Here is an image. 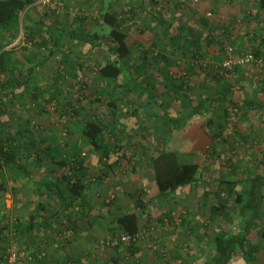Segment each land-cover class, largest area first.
Returning a JSON list of instances; mask_svg holds the SVG:
<instances>
[{
	"label": "rangeland",
	"instance_id": "rangeland-1",
	"mask_svg": "<svg viewBox=\"0 0 264 264\" xmlns=\"http://www.w3.org/2000/svg\"><path fill=\"white\" fill-rule=\"evenodd\" d=\"M153 1L158 2L159 17L165 21L164 24L170 33L175 31L176 26H183L192 32L205 34L201 17L206 18L211 24L227 20L231 22L228 36L225 34L226 31L220 29L212 32L221 46L231 45L242 52L252 51L251 49L257 46L250 37L254 34L255 23L246 19V10L252 9L250 0ZM106 9L112 10L121 20L122 30L126 34L125 42L131 52V61L138 62L142 53L147 51L148 81L151 85L149 87H154L153 94L160 96L161 90H165L164 79L156 71L157 64L153 57L159 55V50L163 52L162 48L166 47L168 37L163 26L156 24L150 17L151 12L155 10L151 0H50L46 5H42L40 0H34L19 13L20 25L26 17H30L55 28L57 44L60 49L69 51L70 62L63 66L53 56L41 60L47 54L46 46L32 50L31 43L19 26L18 36L11 42V47H16V51L15 49L11 51L14 52L13 56L18 64L20 61L18 67L21 74L30 70L28 84L32 90L31 93L23 95L22 100L18 97L20 88L15 89L16 96L9 95L10 92L7 96L2 94L3 105L6 107L4 114L0 116V136L2 139L9 135L14 137L24 131L26 136H31L29 138L34 144H28V141H25L26 136L17 140L23 144L22 149L26 148L31 153L27 155L28 157L21 154V159L27 165L28 177L14 176L13 172L5 170L8 181L5 183L3 198L0 199V264H38L34 259L35 255L45 257L46 264H168L174 252L186 255L189 264H200L208 255L196 246V237L200 234L196 225L198 223L206 225V232L209 235L215 232L217 226L235 228L229 218L211 217L210 207L215 202L217 193L229 201L226 210L232 212L234 207V195L218 187L212 178L224 174L226 178L237 179L246 173L264 172V112L247 111L241 104L242 100L248 98L264 101V64L261 67L248 65L240 68V73H235L234 77L227 80L231 87V99L239 103L236 113L235 108H232L229 111V118L225 120L227 124L223 136H230L228 138L230 142L218 140V143L215 142L214 152H211V137L208 134L210 131L205 127V117L202 116L192 119L188 125L186 123L189 119L185 122V130L189 132L193 127L200 139L197 137V140L191 139L192 142H187L182 136L183 129L180 132H172L169 137L166 149L179 151L183 159L196 162L201 168L202 182L196 186L178 188L170 197L155 201L145 213L140 214L141 236L136 241L137 249L133 253L127 250L129 243L114 247L115 249L99 245L100 239L119 232L114 223V216L134 209L131 193L136 187H144L149 193L157 189L149 161L158 153V133L154 129L156 120L152 117L147 119L148 114L143 113L140 104L145 97L144 94L122 91L117 94L115 100L116 119L119 124L111 130L106 128L104 131L111 144L113 140L116 142L119 140L121 147L110 154L109 161L115 163L111 169L109 183L106 181L108 188L104 195L101 193L90 197V202L98 204L100 208L103 207L101 203L104 201L111 200L112 204L101 211L103 214L107 211L106 218L98 219V215L101 214L95 216L94 210L81 222L84 229L90 230V233L85 235L89 241L84 243L90 246L89 253L82 258L84 254L77 252V256L80 255L77 259L73 258L71 252L65 250L64 246L74 238L73 224L63 216L65 212L63 204L54 194L45 199V210L41 211L43 219L46 218L45 223L47 225L50 223L54 229L48 246L33 248L26 245L25 242L29 238L18 233V229L21 228L19 223H24L26 215L31 212L33 203L37 200L34 182L61 173L58 165L54 166L52 172H48L47 169L50 168L48 158L44 154L39 155L41 152L38 148L56 141L65 158L72 154L73 148L79 149L86 158L85 179L90 182L97 177L98 153L87 143L81 129L88 117H97L103 125H108L113 116L101 103L91 105L84 96L91 88H99L97 69L104 62L115 59V56L108 49L110 42L90 49L86 45L69 40L63 30L78 27L84 31H99L103 25L99 12ZM219 17H222V20ZM109 29V26L103 25V31L99 32L107 33ZM233 30L237 32L239 42L231 37ZM21 42H24V45ZM179 44L182 48L186 47L182 38ZM222 52V49L211 44L203 59L212 65L220 60ZM178 58L184 62L191 61L190 57H187V52H184V55L180 53ZM181 66L182 64L170 67L171 74L173 76L182 74L184 70L180 68ZM206 72L205 69L195 66L185 74L186 83L193 90L188 93V102H194L197 95H214V85L206 80ZM14 73L19 75L18 70ZM9 77L10 75L5 73L1 78L7 80ZM163 99L169 102V111L172 114L184 112L180 100L173 93H169ZM155 111L159 112V109L155 107ZM207 117L216 119L214 111L208 112ZM25 127L30 129L31 134L25 131ZM40 138L44 139V142ZM232 138L236 142L231 144ZM230 148L232 150H229ZM34 152L38 153L39 157L34 155ZM184 152L186 154H183ZM34 158L41 159L36 162ZM203 181H207V184ZM68 212L71 213V208ZM165 213L172 217V221L166 220ZM99 221L102 224L100 226L97 225ZM44 227L43 225L39 228V233L34 232L30 239L44 238V233L48 231L47 227L46 229ZM260 227L264 228L263 216ZM251 240L264 247V242H261L255 233L252 234ZM188 245L194 248L189 254L186 252ZM259 250L263 254L262 248ZM12 252L15 253V259L10 263L8 259ZM65 253L70 260L66 257L62 260L64 262L58 263L57 259L61 260ZM259 261L254 264H259ZM230 264L243 262L240 256L236 255Z\"/></svg>",
	"mask_w": 264,
	"mask_h": 264
},
{
	"label": "trees",
	"instance_id": "trees-1",
	"mask_svg": "<svg viewBox=\"0 0 264 264\" xmlns=\"http://www.w3.org/2000/svg\"><path fill=\"white\" fill-rule=\"evenodd\" d=\"M250 1L252 2V9L246 14V19L255 23L254 34L251 38L257 43V46L255 49L252 48L251 52L255 56L261 57L264 64V0ZM33 2L34 0H0V116L4 114V108L6 107L5 104L3 105L2 94L7 96V93L10 92L9 95L16 96L15 89L20 88L18 97L22 100L23 95L31 93L32 90L28 84L30 70L22 75L19 71L20 67H18L20 61L18 64L17 60L12 57L11 49H4L8 43L13 42L17 38L19 26H21L22 32L31 43L32 50L46 46L47 54L41 60L53 56L63 66L70 62L69 51L60 49L57 44L55 34L57 30L55 28L40 20H32L30 17H26L20 25L19 13ZM151 3L155 10L151 12L150 17L156 24L163 26L168 37L166 47L162 48L163 52L159 50V55L153 57L154 62L157 64L155 67L156 71L159 72L160 77H163L165 83L163 85L165 90H161L160 96L159 94H153V86L149 87L151 85L148 81L149 62L147 51L145 50L142 53L138 62L131 61V52L125 42L126 34L122 30L121 20L112 10L106 9L99 12L101 23L110 27L107 33L99 32L102 30L103 25L99 31H84L78 27L67 31L63 30L64 35L69 40L86 45L90 49L100 47L104 42H110L108 49L115 56V59L108 60L98 67L99 88H91L88 94L84 96L91 105L101 103L113 116V120L108 122V125H103L97 117H88L81 129V133L87 143L98 153V164L104 169L101 174H106L109 169L113 168L115 162L109 161L110 154L121 147L119 140L117 142L113 140V144H111L104 134L106 128L111 130L119 124L117 123V113L115 111L117 108L115 104L117 94L122 91L144 94L145 97L140 104L143 113L145 115L148 114L147 119L152 117L156 120L154 129L158 133V153L149 161L151 162L150 167L157 190L149 193L144 187H136L131 193L134 209L120 212L114 216V223L118 230L131 235L140 230V214L145 213L155 201L167 199L180 187H192L202 182L201 168L196 162L187 161L177 151L166 149L171 133L181 130L188 119H196L198 116L205 117L204 125L211 132V134L210 132L208 134L211 137V152H214L215 142L218 143V140L231 141L228 139L230 136H223L227 124L225 120L229 118V111L232 108H235L236 113L239 104L231 99L229 82L213 69L206 70V80L214 85V95H197L194 102H188V93L193 90L186 83L185 74L197 65L191 64V61H180L178 58L180 53L184 55V52H187V57H190V60L201 59L206 56V50L211 44L216 45L223 51V46L212 35V32L222 28L225 31V24L223 25V23L219 22L214 25L206 18L201 17L200 21L206 30L205 34L192 32L183 26H176L175 31L170 33L168 27L164 24L165 21L159 17L158 2L151 0ZM219 19L222 20V17H219ZM230 26L231 22H228L227 27L230 28ZM180 38L186 43V47L182 48L180 46ZM181 64L180 68H183L184 71L179 76H173L169 68L180 66ZM17 70L18 74L22 75L21 79H19V75L14 73ZM234 72L238 74L241 70L240 68H235ZM5 73L10 75V79L3 80L1 78ZM169 93H173L180 100L184 110L183 113L178 111L172 114L169 111V102L163 99ZM103 100L105 101L103 102ZM241 104L245 106L247 111H264L263 102L254 101L251 98L242 100ZM155 107L159 109V112L155 111ZM211 111H214L216 119L207 117V113ZM239 117L240 114L237 115V118ZM219 119H222V121ZM24 129L27 133L30 132V129L26 127ZM22 136L25 137L26 132L18 133V136L14 137L9 135L4 139L0 136L1 200L6 190V169L13 172L14 176L28 177L27 165L21 159V154H25L28 157L27 155H31V153L26 148L22 149L23 144L17 142ZM26 137L25 141L27 140L28 144L33 145L34 142L29 138L31 136ZM121 138L120 140L122 141ZM40 139L44 142V139ZM235 142L233 139L231 144ZM232 149L230 148L229 150ZM38 151L41 152L39 155H46L50 169H54V166L58 165L61 168V173L53 175V178L34 182L37 200L33 203L31 212L26 215L24 223H19L21 228L18 229V233L28 236V238L46 224L45 218L43 219L41 216V211L45 210L44 202L50 194L56 195L61 200L65 211L63 216L67 217L71 224H75L77 221H83L89 213V204L91 203L88 197L90 196L89 194L92 193L94 197V195L100 194L103 188L99 178L96 177L90 182L85 179L87 172L86 158L79 149L73 148L72 154L65 158L61 154L62 149L59 143L53 141L51 145L48 143L42 148H38ZM34 155L37 156L38 153ZM39 159L41 158H34V161L39 162ZM212 180L215 181L218 187L234 195V207L232 212L226 210V205L229 201L217 193L215 202L210 207L211 217L229 218L230 223H233L235 228L217 226L215 232L209 235L206 232V225L202 223L196 225L200 233L196 237V246L208 255V258L200 264H230L236 255L240 256L243 264H254L261 245L260 243L255 244L252 242V234L255 233L260 241L264 242V228L260 227L264 203V172L246 173L237 179L226 178L224 174H219ZM203 182L207 184V181ZM101 204L106 208L112 204V201H104ZM69 208H71L70 214L68 212ZM164 215L167 221H172V217L168 213ZM136 249L137 244L134 241L127 245V250L130 253H133ZM192 250L194 248L188 245L187 254L191 253ZM34 257L38 264L47 263L45 257L40 255H35ZM57 260L58 263L64 262L60 259ZM168 264H189V261L186 255L174 252L169 258Z\"/></svg>",
	"mask_w": 264,
	"mask_h": 264
},
{
	"label": "crops",
	"instance_id": "crops-1",
	"mask_svg": "<svg viewBox=\"0 0 264 264\" xmlns=\"http://www.w3.org/2000/svg\"><path fill=\"white\" fill-rule=\"evenodd\" d=\"M227 9V8H226ZM254 11V10H253ZM249 11L248 10H246V14L248 13ZM225 13V12H224ZM220 23L222 24L223 23V25L225 24V34H226V36H228V32H229V27H227V23H228V21L227 20H222V21H220ZM215 25V24H214ZM221 31H224V29L222 28V29H220ZM237 32H235L234 30H233V32H232V35H231V37H234V38H236V41L237 42H239V39H238V37H237ZM251 37V36H250ZM242 43V42H241ZM21 44L22 45H24V42H21ZM243 44V43H242ZM252 43H250V45H251ZM245 45V44H244ZM11 43L9 44V45H6L5 47H4V49H15V51H16V47H11ZM13 54H14V52L12 51L11 52V55H12V57L14 58V56H13ZM19 58V57H18ZM27 58H28V56H27ZM15 59V58H14ZM19 60H22L21 58H19ZM3 101H4V99H3ZM258 102H263V104H264V101H258ZM261 112H264V111H261ZM1 119V118H0ZM192 119H189L188 121H187V125L189 124V121H191ZM21 122H23L24 124H25V122L23 121V120H21ZM24 124H23V126H24ZM184 131H186L185 129H186V125L182 128ZM181 129V130H182ZM7 130L9 131V128H7ZM181 130H177V131H174V132H180ZM181 131V132H183V137H185V139L187 140V142L188 141H191V139L192 140H197V137L199 138V136H197V133H196V131H194L193 130V127H192V130H190L189 132H184V131ZM7 131V132H8ZM191 132H192V134H191ZM180 134V133H179ZM200 139V138H199ZM192 142V141H191ZM192 151V150H191ZM179 152V151H178ZM187 152V151H186ZM186 152H184L183 154H186ZM181 154V153H180ZM30 162V161H29ZM97 162H98V159H97ZM86 165V164H85ZM97 167L98 168H96L97 169V178H101V180H100V182L102 183V186H103V188H102V191H100V194L101 193H104V191L105 190H107V188H108V185H107V183H106V181L108 182V180H110V175H111V169H109L107 172H106V174H101L102 173V171L104 170L103 169V167L101 166V165H99V164H97ZM48 170V172H52L53 170L52 169H47ZM15 171H17L16 169H15ZM54 173V172H53ZM56 175V174H55ZM54 176L52 175V176H50V177H46V178H44V179H49V178H53ZM103 178V179H102ZM44 179H38V180H35V181H40V180H44ZM8 181V179H7V177L5 178V182H7ZM109 183V182H108ZM157 190V189H156ZM35 192V191H34ZM155 192V191H154ZM37 195V194H36ZM90 196H88L89 198L91 197V198H93V196H92V193L91 194H89ZM89 206H90V210H89V213H88V215L90 214V212L91 211H96V213H94L95 214V216L97 215V214H101V215H98V219H100V217H103V218H106L107 216H108V214L106 215V213H107V211L105 212V214H103L101 211H103V209L105 208V207H101L100 208V206L98 205V204H96V203H90L89 204ZM105 210V209H104ZM92 213V212H91ZM87 215V216H88ZM87 216L85 217V218H87ZM90 216V215H89ZM88 216V217H89ZM262 216L264 217V212H262ZM94 218V217H93ZM46 219V218H45ZM97 219V220H98ZM82 221H78V222H76L75 224H73V227H72V230L74 231V238H72V240H71V242L70 243H68V244H66L65 246H64V248H65V250H67V251H69V252H71L70 254L71 255H73V258H77V259H79L80 258V255H78L77 256V252H80V253H82V254H84V255H82V258H84L85 257V255H87L88 253H89V251H90V246H88L87 244H84V243H86L87 241H89V239H88V237H86L85 235H87V233H90V230H88V229H84V227H82V223H81ZM97 225H102V224H100V221L99 222H97ZM45 227H47V232H45L44 234V238H40V240H33V238L32 239H28L25 243H26V245H28L29 247H33V248H44L45 246H48V240L50 239V235H52V231L54 230V229H52L53 227L50 225V223H48V225H47V223H46V225H44ZM103 226H104V224H103ZM44 227V228H45ZM102 227V226H101ZM46 229V228H45ZM107 228L105 227V230H106ZM36 232V231H35ZM38 233H39V231H38ZM42 234H43V232H42ZM79 235V236H78ZM35 238H36V236H34ZM76 237H79L78 239L76 238ZM80 239V240H79ZM43 240V241H42ZM82 241H84L83 243H80V242H82ZM260 248H262V252H263V254L261 253V251L257 254V258H256V260H255V263L256 262H258L259 260H261V262L259 261V264L260 263H262V264H264V247L263 246H261ZM262 254V256H261V258H260V255ZM53 257H55V256H53ZM66 257H69L66 253L65 254H63V256L61 257V260H65L66 259ZM53 259V258H52ZM69 260H70V257H69Z\"/></svg>",
	"mask_w": 264,
	"mask_h": 264
},
{
	"label": "built area",
	"instance_id": "built-area-1",
	"mask_svg": "<svg viewBox=\"0 0 264 264\" xmlns=\"http://www.w3.org/2000/svg\"><path fill=\"white\" fill-rule=\"evenodd\" d=\"M42 5H46L50 0H40ZM191 64L200 66L202 69L209 70L213 69L218 72V74L225 80H229L235 76L234 69L242 68L248 65H255L261 67L263 61L261 57H257L251 51H237L235 47L231 45H225L223 47V52L220 60L212 65L207 64V62L201 59H192ZM152 229V227H150ZM141 236L140 231L134 235L127 234L124 232H115L108 235L104 239L99 240V245L108 248H114L121 244H128L131 241L136 242ZM15 259V253L12 252L9 256L8 261L11 263Z\"/></svg>",
	"mask_w": 264,
	"mask_h": 264
}]
</instances>
